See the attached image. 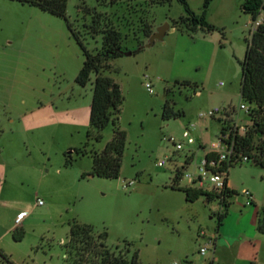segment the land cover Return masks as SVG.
I'll list each match as a JSON object with an SVG mask.
<instances>
[{
	"label": "rangeland",
	"instance_id": "1",
	"mask_svg": "<svg viewBox=\"0 0 264 264\" xmlns=\"http://www.w3.org/2000/svg\"><path fill=\"white\" fill-rule=\"evenodd\" d=\"M84 1L101 13L100 29L113 25L124 38L126 51L110 60L105 72L123 95L118 126L126 142L120 175H88L90 155L75 152L86 141L94 74L86 86L75 83L84 57L65 19L0 0V244L8 253L0 264H67L64 243L73 221L91 225L95 236L106 231L105 244L116 252L130 243L138 252L137 264H264V234L255 227L256 212L264 209L260 166L243 162L229 168L234 194L221 224L222 203L203 195L187 201L183 191L170 187L174 161L179 165L186 154L193 157L178 181L190 186L185 174L218 142L219 122L199 118L198 112L231 106L239 120H248L239 108L240 62L257 23L241 9L246 0H211L205 19L215 29L194 33L171 29L172 21L186 14L179 0L157 6L146 0ZM203 1L186 0L197 14ZM79 2L67 1L66 18L94 51L101 36L90 33L91 18L78 11ZM165 23L163 38L145 46L149 36L142 35L143 26ZM134 39L143 42L140 49ZM184 80L195 86L175 83ZM166 97L183 116L162 119ZM189 122L195 124V142L175 150L164 137L182 142ZM111 137L108 124L87 151L103 149ZM164 158H170L166 168L156 166ZM130 180L134 184L124 187ZM242 189L252 193L253 205L244 204ZM37 198L43 203L36 204ZM199 231L215 237L214 250L205 255L199 253L204 241Z\"/></svg>",
	"mask_w": 264,
	"mask_h": 264
},
{
	"label": "trees",
	"instance_id": "2",
	"mask_svg": "<svg viewBox=\"0 0 264 264\" xmlns=\"http://www.w3.org/2000/svg\"><path fill=\"white\" fill-rule=\"evenodd\" d=\"M22 4L35 6L52 15L63 17L67 26L83 53V63L79 69L75 83L80 86H86L90 82L91 74L94 79L91 82V101L89 111V128L86 131V141L80 148L75 149L77 154L90 155L92 159L91 170L88 175L104 178H118L120 175L122 155L125 148L126 132L118 126L119 114L123 95L118 82L107 74L111 67L110 60L124 54V38L121 32L113 25H106L99 28L101 13L95 8H90L84 0H80L77 5L78 11L83 15L90 16L91 23L88 25L93 35L101 36L99 49L89 51L82 43L79 35L74 32L71 22L66 18V6L68 0H15ZM121 0H109L110 5H114ZM186 11L185 15L180 16L177 20L172 21L171 27L182 33L196 32L201 29L206 32L213 31L215 27L205 19L206 10L211 0H204L202 11L197 14L192 11L186 0H179ZM151 6L168 4L170 0H146ZM241 9L251 15V21L256 22L259 16L262 20L257 26L250 31L246 39V49L244 57L240 62L241 81H240V98L249 106V118L251 125L243 135L234 137V151L247 156L249 162L258 165L263 169L261 180L264 181V4L263 0H246L242 3ZM153 32V26H143L141 33L144 37L150 36ZM140 49L143 42L134 39ZM130 54L136 50L128 51ZM184 87H193L195 84L184 80L176 81ZM175 103L168 97L165 98L161 109L163 120L177 118L184 115L182 109H175ZM233 108V107H232ZM108 124L112 125V137L105 143L103 149H92L87 151L90 141L99 142L102 139V131ZM206 158L216 157L214 152H206ZM66 162H70L68 159ZM235 164L231 161L223 163V168L228 170ZM181 171H178L172 177L171 188H177L184 192L187 201H194L199 196L210 195L201 189L191 186H180ZM1 182V178H0ZM234 194V190H230ZM229 200L223 199L222 212L218 216L219 224L228 214ZM256 230L264 234V209L256 212L255 221ZM93 228L89 224L73 221L70 223L66 247L67 264H137L138 252L131 251L130 243L124 252H116L105 244L107 232L103 231L98 235L93 234ZM6 258V256L3 255ZM13 264V263H11ZM254 264V262H251Z\"/></svg>",
	"mask_w": 264,
	"mask_h": 264
},
{
	"label": "built area",
	"instance_id": "3",
	"mask_svg": "<svg viewBox=\"0 0 264 264\" xmlns=\"http://www.w3.org/2000/svg\"><path fill=\"white\" fill-rule=\"evenodd\" d=\"M261 16V15H260ZM261 18V17H260ZM261 19L257 20L258 24ZM223 82H219V85H222ZM145 88L149 93L153 92L152 82L146 79ZM196 94H200V91H196ZM239 108L245 112L248 117V120L243 122L237 118V111L235 108L228 107H218L215 106L206 111L198 112L197 116L199 118L202 117H210L215 118L220 125V130L218 134V142L212 145V148L207 152H214L216 157L206 158L205 154L202 160L195 164L192 171H188L185 176L191 180V187H195L201 189L205 193L209 194L213 198L217 200V205L220 206L223 199L230 200L233 195L230 192V188L227 185V170L223 168V163H227L231 161L234 164L249 162L247 156L237 154L234 151V137L236 135H243L248 127L251 125V120L248 116L249 114V106L247 103L242 102L239 105ZM195 128L194 123H187V125L183 128L182 138L183 141H176L173 137H164V139L170 142L175 150L183 149L184 144L190 145L195 142V138L192 134L193 129ZM206 153V152H205ZM169 159V160H168ZM168 159H160L157 160L156 166L161 168H166V165L170 161ZM193 161V157L189 154H186L183 158V162L179 165L174 161V174L178 171H181L180 179L182 175H184L183 170H186V166H188ZM172 180V179H171ZM134 184L133 180H130L124 184V187H129ZM239 194L244 197L245 205H253L254 199L252 193L247 189H242ZM43 201L40 198L36 199V204L40 205ZM20 216L16 218V223L19 222ZM198 237L203 238V245L199 248V253L201 255H205L209 250H214L215 245V237L207 234L205 231H199ZM0 258H2V254L0 253ZM176 264V263H173Z\"/></svg>",
	"mask_w": 264,
	"mask_h": 264
},
{
	"label": "water",
	"instance_id": "4",
	"mask_svg": "<svg viewBox=\"0 0 264 264\" xmlns=\"http://www.w3.org/2000/svg\"><path fill=\"white\" fill-rule=\"evenodd\" d=\"M169 25L165 23L164 25L157 27L156 31H154L150 36L148 42L145 46L151 45L156 39H162L165 35L166 30L168 29ZM126 54H130V52H126Z\"/></svg>",
	"mask_w": 264,
	"mask_h": 264
},
{
	"label": "crops",
	"instance_id": "5",
	"mask_svg": "<svg viewBox=\"0 0 264 264\" xmlns=\"http://www.w3.org/2000/svg\"><path fill=\"white\" fill-rule=\"evenodd\" d=\"M154 28H153V30H155L156 29V26L154 25L153 26ZM171 29H174L173 27H171ZM168 30V29H167ZM167 30H166V32H167ZM166 32H165V34H166ZM227 185H228V187L230 188V189H232V190H234L233 188H232V186H231V184H230V182H229V180L227 179ZM15 220H16V218H15ZM14 220V221H15ZM15 223H16V221H15ZM214 247H215V245H214ZM0 253L2 254V258H5V257H3V255L4 256H6V259L8 260V253L3 249V247H2V245L0 244ZM10 264H11V262H10Z\"/></svg>",
	"mask_w": 264,
	"mask_h": 264
}]
</instances>
